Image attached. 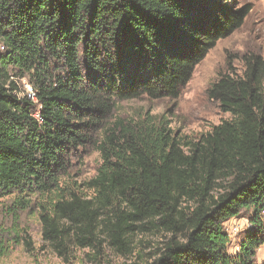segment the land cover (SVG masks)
<instances>
[{
	"label": "trees",
	"instance_id": "1",
	"mask_svg": "<svg viewBox=\"0 0 264 264\" xmlns=\"http://www.w3.org/2000/svg\"><path fill=\"white\" fill-rule=\"evenodd\" d=\"M251 10L241 0H0V202L10 219L0 253L21 243V218L37 208L44 242L65 254L106 243L127 255L137 235H162L151 264H257L264 57L244 55L241 75L210 86L231 119L200 141L183 143L149 115L115 117L122 102L177 100ZM90 149L101 165L77 185L72 161ZM242 217L250 230L232 255L226 224Z\"/></svg>",
	"mask_w": 264,
	"mask_h": 264
},
{
	"label": "rangeland",
	"instance_id": "2",
	"mask_svg": "<svg viewBox=\"0 0 264 264\" xmlns=\"http://www.w3.org/2000/svg\"><path fill=\"white\" fill-rule=\"evenodd\" d=\"M241 2L252 6L244 25L230 37L217 43L197 66L191 81L177 100L143 98L122 102L117 106L115 117L137 119L149 115L157 121L163 119L169 124L173 135L183 143L200 141L216 126L230 120L231 116L221 110L218 102L208 98L210 86L222 75H241V60L244 55L258 53L264 57V0ZM20 88L28 95L33 93L27 80L20 83ZM100 165V155L93 149L80 153L72 161L68 179L82 185L96 177ZM8 204V200L0 202V226L6 225L7 228L10 227V219L5 215L3 206ZM20 228L24 231L21 243L11 245L9 252L4 255L0 253V264H151L157 250L165 242L162 235L139 234L133 239L132 254L123 255L106 243L95 249L73 246L65 254L44 242L37 208L23 214ZM249 230L247 218H233L226 224V231L231 238L230 254L238 252L239 245ZM263 262L264 245L257 253V264Z\"/></svg>",
	"mask_w": 264,
	"mask_h": 264
},
{
	"label": "built area",
	"instance_id": "3",
	"mask_svg": "<svg viewBox=\"0 0 264 264\" xmlns=\"http://www.w3.org/2000/svg\"><path fill=\"white\" fill-rule=\"evenodd\" d=\"M30 97H32L33 99H34V97H33V93H32V95H29Z\"/></svg>",
	"mask_w": 264,
	"mask_h": 264
}]
</instances>
